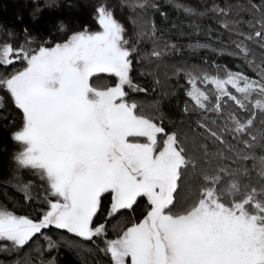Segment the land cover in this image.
Returning a JSON list of instances; mask_svg holds the SVG:
<instances>
[{"label":"snow or ice","instance_id":"1","mask_svg":"<svg viewBox=\"0 0 264 264\" xmlns=\"http://www.w3.org/2000/svg\"><path fill=\"white\" fill-rule=\"evenodd\" d=\"M34 3L33 27L0 25L3 188L29 209L0 200V264L26 247L24 264H57L64 246L100 264H264V0L176 4L189 19L167 30L157 0ZM173 35L240 67L177 62Z\"/></svg>","mask_w":264,"mask_h":264},{"label":"trees","instance_id":"2","mask_svg":"<svg viewBox=\"0 0 264 264\" xmlns=\"http://www.w3.org/2000/svg\"><path fill=\"white\" fill-rule=\"evenodd\" d=\"M157 2L168 12V21L163 20V18L158 14L155 15L157 25L165 30L169 29L171 22H186L187 19H189L184 15L182 10H177L175 8L176 4L188 5L195 8L197 11L203 10V7L206 5V0H157ZM208 2H210V0H208ZM217 2H220V0H217ZM233 2H235V0H233ZM39 3L43 6L44 0H39ZM35 6L34 0H0V25L8 28H15L17 30L23 27H33L31 13ZM126 11L127 10H125V13L118 12L117 14L123 16L126 14ZM63 14H66V10L62 7L45 9L41 14L40 19L35 22L34 26L35 28L43 31L50 26V22L55 21ZM76 15L78 22H85L88 20V14L86 11ZM21 16L23 17L22 21L19 19ZM129 27L131 26L129 25ZM172 39L180 45L179 55L173 58L177 62H186L188 66H191L192 64H201L203 59H208L222 65L226 64L228 67L233 69L240 67L239 62L229 56H217L207 50L193 51L189 49L187 47L189 43V38L187 36L180 37L179 35H173ZM201 66L205 68L208 67V65L202 64ZM100 83H106V81ZM140 83L144 85L145 80L142 79ZM170 83L174 84L175 81H171ZM181 83H183V81H181ZM146 86L150 89L149 93L147 95L139 94L138 98L144 102L145 107L147 108L154 101V99H159L160 95L159 91L155 94L151 93L150 78L148 79ZM166 90L171 92L172 88L169 87ZM183 101L184 96L182 91L177 90L175 95L164 100L163 109L165 112L172 114L173 118H175V116L179 114L180 107L183 106ZM6 167V158L0 156V200H3L5 195H7L9 199L15 197L17 201V208L20 209L18 214H25L29 211V209L27 206H21L22 197L20 194L13 192L10 188L7 190V193L4 192L3 181L6 175ZM25 178H27V176ZM53 234L55 238H63L69 240L70 242H75V238L71 237L70 234H64L63 237H61L60 230H53ZM82 247L91 248L93 246L90 243H86ZM30 254L33 258H35V253H31L30 249L26 247L18 255L12 256L9 260V264H11V260H19L21 261V264H24ZM51 255L56 257L57 264H100V261L103 259L102 254L99 252H88L86 250L77 249L75 247L68 248L66 246L61 247L58 252L53 251ZM46 258L50 257L46 254ZM0 259L9 258L0 256Z\"/></svg>","mask_w":264,"mask_h":264}]
</instances>
